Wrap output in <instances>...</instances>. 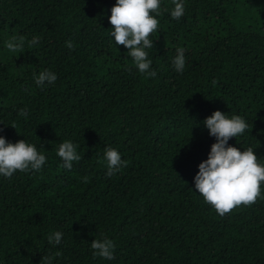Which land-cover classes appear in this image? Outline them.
<instances>
[{
	"label": "trees",
	"instance_id": "16d2710c",
	"mask_svg": "<svg viewBox=\"0 0 264 264\" xmlns=\"http://www.w3.org/2000/svg\"><path fill=\"white\" fill-rule=\"evenodd\" d=\"M114 3L0 0V134L47 157L39 171L0 176V264H264V198L221 216L193 182L214 141L202 121L216 109L248 120L228 143L264 163V0H185L179 20L162 0L155 77L111 43ZM33 35L25 50L6 47ZM46 68L57 80L38 87L33 74ZM64 139L81 153L71 169L56 155ZM106 146L125 161L111 176ZM101 234L116 244L112 260L92 254Z\"/></svg>",
	"mask_w": 264,
	"mask_h": 264
},
{
	"label": "clouds",
	"instance_id": "9594fccd",
	"mask_svg": "<svg viewBox=\"0 0 264 264\" xmlns=\"http://www.w3.org/2000/svg\"><path fill=\"white\" fill-rule=\"evenodd\" d=\"M185 6V0H172V6L167 9L170 17L179 20L185 13ZM162 7V0H115L108 15L111 43L115 47L124 45L126 54L132 58L138 72L151 77L156 76V71L151 67L152 60L148 51L154 48V39L150 37L158 31V17ZM40 39L39 35H33L31 39L13 36L7 41L6 47L12 52L25 50L26 44L36 45ZM66 44L69 48L73 47L71 41H66ZM171 65L177 73L183 72L186 65L183 48H176ZM33 80L38 87H44L54 84L57 74L46 68L34 73ZM24 112L25 110L21 109V114ZM202 123L208 134L214 137V141L210 144L206 158L199 161L198 171L193 176L196 192L221 216L235 206L249 205L257 198H264V163L260 162L261 158L257 157L253 147L242 146L241 150L228 143L230 138L237 139L249 131L248 120L239 114L228 115L216 109L204 117ZM56 155L65 169H71L73 162L81 159L78 145L72 139L60 142ZM46 160V154L38 150L36 144L25 139L12 142L0 134V176L11 177L18 170L39 171ZM103 162L106 165L105 174L108 176L117 172L125 163L120 151L112 146L104 148ZM82 179L87 182L88 177L84 176ZM62 236V231L54 230L47 239L50 243L59 245ZM90 246L93 256L106 260L114 258L116 244L108 236L101 234L99 238L91 240ZM43 264H51V258L44 257Z\"/></svg>",
	"mask_w": 264,
	"mask_h": 264
}]
</instances>
